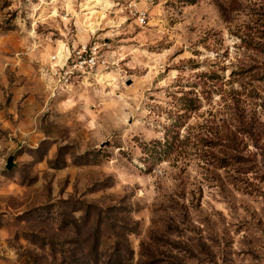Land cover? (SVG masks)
Instances as JSON below:
<instances>
[{
  "label": "rangeland",
  "instance_id": "374dc122",
  "mask_svg": "<svg viewBox=\"0 0 264 264\" xmlns=\"http://www.w3.org/2000/svg\"><path fill=\"white\" fill-rule=\"evenodd\" d=\"M11 103L0 264H264V0H0Z\"/></svg>",
  "mask_w": 264,
  "mask_h": 264
},
{
  "label": "built area",
  "instance_id": "2783aa9c",
  "mask_svg": "<svg viewBox=\"0 0 264 264\" xmlns=\"http://www.w3.org/2000/svg\"><path fill=\"white\" fill-rule=\"evenodd\" d=\"M154 1L155 0H149L150 3H154ZM134 10L140 24H145L148 18V10H138L136 5L134 6ZM53 58L55 60L57 59V57ZM57 63H63V67H66V69L63 70L65 76L75 75V73L81 76H89L96 68L98 69L101 66L98 46L91 48L89 53L86 47L79 52L70 53L66 58L64 57L63 60L57 59ZM13 137V134H7L8 141H12ZM8 149L10 148L2 145L0 138V155L4 150Z\"/></svg>",
  "mask_w": 264,
  "mask_h": 264
},
{
  "label": "crops",
  "instance_id": "0c3cea01",
  "mask_svg": "<svg viewBox=\"0 0 264 264\" xmlns=\"http://www.w3.org/2000/svg\"><path fill=\"white\" fill-rule=\"evenodd\" d=\"M22 97H23V90H19L18 88H16L14 92V101L16 100V102L18 103ZM27 102H30L29 104H31L30 106H32V108L38 107V102L35 101L34 98L32 100V98L28 97L26 103ZM29 111H30L29 108L24 109V112H26L27 114H30ZM24 112L17 113L16 111H14L13 103L9 104V106H5L2 109L0 107V130L3 131V133L6 135L15 133V131H17L19 135L21 133L27 132L26 130L29 128L28 127L29 125L28 123H26L23 117ZM4 142H5L4 143L5 146L7 147L8 145L11 146L13 145L12 141H8L7 137H4Z\"/></svg>",
  "mask_w": 264,
  "mask_h": 264
},
{
  "label": "water",
  "instance_id": "95a60500",
  "mask_svg": "<svg viewBox=\"0 0 264 264\" xmlns=\"http://www.w3.org/2000/svg\"><path fill=\"white\" fill-rule=\"evenodd\" d=\"M15 165H16V164H15V162H14V158H13V156L9 157V158H8V161H7L6 169H7L8 171H11Z\"/></svg>",
  "mask_w": 264,
  "mask_h": 264
},
{
  "label": "trees",
  "instance_id": "16d2710c",
  "mask_svg": "<svg viewBox=\"0 0 264 264\" xmlns=\"http://www.w3.org/2000/svg\"><path fill=\"white\" fill-rule=\"evenodd\" d=\"M193 108H194V107H193ZM193 108H192V109H193ZM222 161H223V163H222V167H227V166L230 165V163L228 162V160L223 159ZM249 171H250V170H249Z\"/></svg>",
  "mask_w": 264,
  "mask_h": 264
},
{
  "label": "bare ground",
  "instance_id": "6f19581e",
  "mask_svg": "<svg viewBox=\"0 0 264 264\" xmlns=\"http://www.w3.org/2000/svg\"><path fill=\"white\" fill-rule=\"evenodd\" d=\"M109 4H111V3H109ZM111 5H112V4H111ZM61 59L63 60L64 58L61 57Z\"/></svg>",
  "mask_w": 264,
  "mask_h": 264
}]
</instances>
